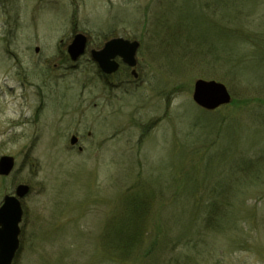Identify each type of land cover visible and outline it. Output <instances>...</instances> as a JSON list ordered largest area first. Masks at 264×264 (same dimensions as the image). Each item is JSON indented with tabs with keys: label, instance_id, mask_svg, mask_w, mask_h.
<instances>
[{
	"label": "rangeland",
	"instance_id": "374dc122",
	"mask_svg": "<svg viewBox=\"0 0 264 264\" xmlns=\"http://www.w3.org/2000/svg\"><path fill=\"white\" fill-rule=\"evenodd\" d=\"M114 37L137 78L92 59ZM198 78L230 102L196 105ZM2 155L0 204L29 187L12 264H126L101 242L127 192L153 197L131 264L160 240L157 264H264V0H0Z\"/></svg>",
	"mask_w": 264,
	"mask_h": 264
},
{
	"label": "water",
	"instance_id": "95a60500",
	"mask_svg": "<svg viewBox=\"0 0 264 264\" xmlns=\"http://www.w3.org/2000/svg\"><path fill=\"white\" fill-rule=\"evenodd\" d=\"M87 38L82 33L73 36L67 45L66 51L71 60H76L84 53ZM139 46L138 41L123 37H114L107 40L101 49L91 50V57L101 71L111 73L117 64L110 61L115 55H119L129 66H135V53ZM38 51V48H35ZM133 74H135L133 72ZM136 76V75H135ZM192 100L199 107L214 110L219 106L230 102V93L227 87L216 80L198 78L194 81ZM76 137L72 136L70 143L74 144ZM14 166V158L8 155L0 156V175L7 176ZM29 191V187L19 184L14 189V194L4 195L0 205V264H12L13 258L19 246V223L22 218L20 198Z\"/></svg>",
	"mask_w": 264,
	"mask_h": 264
},
{
	"label": "trees",
	"instance_id": "16d2710c",
	"mask_svg": "<svg viewBox=\"0 0 264 264\" xmlns=\"http://www.w3.org/2000/svg\"><path fill=\"white\" fill-rule=\"evenodd\" d=\"M152 201L153 197H148V195L144 196L141 193L135 192L133 194L127 192L124 197L125 206L121 213L118 214L119 222L111 219L109 223H107V228L102 237L101 244L107 250L108 256L113 259L115 257L118 258L121 263L131 264V262H133L132 259L138 255L143 246L144 235L147 229L143 219H147L146 212L148 214ZM200 213L201 212H199L198 215H200ZM179 236L183 237L186 235L183 233V235ZM199 240L200 239H198V241ZM164 243L163 240H160L153 245L145 254L143 264H157L160 260H163L164 256L169 254L173 248L169 249V244ZM119 252L121 255L124 253L123 257L120 258V256H118ZM171 262L172 260L170 259L169 264H172Z\"/></svg>",
	"mask_w": 264,
	"mask_h": 264
},
{
	"label": "bare ground",
	"instance_id": "6f19581e",
	"mask_svg": "<svg viewBox=\"0 0 264 264\" xmlns=\"http://www.w3.org/2000/svg\"><path fill=\"white\" fill-rule=\"evenodd\" d=\"M139 47V46H138ZM138 49V48H137ZM92 50V49H91ZM91 50H90V54H91ZM84 51H86V46H85V50ZM35 52H37V51H35ZM66 53H67V51H66ZM136 53H137V50H136ZM136 53H135V58H136ZM67 55H68V53H67ZM68 57H69V55H68ZM116 58L118 59V60H116ZM73 61V60H72ZM110 61L111 62H113V64H117V66H116V68H115V70H113L111 73H114V72H117V71H119V69H120V64L121 63H123V64H125V65H127V67L128 68H131V69H129L130 70V75L133 77V78H137L138 77V72H137V70H136V67H133V66H129L127 63H125L123 60H122V58L119 56V55H115L113 58H111L110 59ZM118 62H119V64H118ZM136 64H137V59H136ZM136 64H135V66H136ZM97 67H98V65H97ZM99 68V67H98ZM99 70H100V68H99ZM100 72H101V74L102 75H104V74H110V73H106V72H103V71H101L100 70ZM133 72L135 73V74H133ZM136 75V76H135ZM230 100H231V94H230ZM228 103H226V104H223V105H227ZM222 105V106H223ZM14 194V193H13ZM4 197V196H3ZM3 200V199H2ZM1 204H2V202H1ZM0 204V205H1Z\"/></svg>",
	"mask_w": 264,
	"mask_h": 264
},
{
	"label": "flooded vegetation",
	"instance_id": "af4514ba",
	"mask_svg": "<svg viewBox=\"0 0 264 264\" xmlns=\"http://www.w3.org/2000/svg\"><path fill=\"white\" fill-rule=\"evenodd\" d=\"M116 60H118L117 58H116ZM121 65V64H120ZM115 73V72H114ZM114 73H110V74H104L103 76H104V78H107L108 76H110V75H112V74H114ZM79 151H81V149H78Z\"/></svg>",
	"mask_w": 264,
	"mask_h": 264
}]
</instances>
